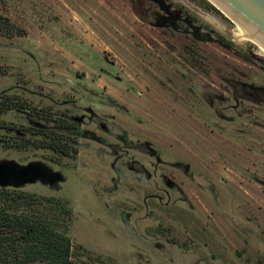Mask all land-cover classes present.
<instances>
[{
	"label": "rangeland",
	"instance_id": "374dc122",
	"mask_svg": "<svg viewBox=\"0 0 264 264\" xmlns=\"http://www.w3.org/2000/svg\"><path fill=\"white\" fill-rule=\"evenodd\" d=\"M172 1L211 39L150 0H0V189L68 202L74 264H264V53Z\"/></svg>",
	"mask_w": 264,
	"mask_h": 264
},
{
	"label": "trees",
	"instance_id": "16d2710c",
	"mask_svg": "<svg viewBox=\"0 0 264 264\" xmlns=\"http://www.w3.org/2000/svg\"><path fill=\"white\" fill-rule=\"evenodd\" d=\"M2 187L0 264H74L68 202Z\"/></svg>",
	"mask_w": 264,
	"mask_h": 264
},
{
	"label": "water",
	"instance_id": "95a60500",
	"mask_svg": "<svg viewBox=\"0 0 264 264\" xmlns=\"http://www.w3.org/2000/svg\"><path fill=\"white\" fill-rule=\"evenodd\" d=\"M209 1L218 9L221 7V9H224L234 17L248 30L251 37L259 39L264 43V0Z\"/></svg>",
	"mask_w": 264,
	"mask_h": 264
},
{
	"label": "flooded vegetation",
	"instance_id": "af4514ba",
	"mask_svg": "<svg viewBox=\"0 0 264 264\" xmlns=\"http://www.w3.org/2000/svg\"><path fill=\"white\" fill-rule=\"evenodd\" d=\"M154 5L158 7V11L154 12L155 20L157 25L169 26L172 30H184L187 28V33H192L195 38L203 39L206 37L207 39H211V37L208 35V33H202L201 31H204L205 28L199 26L198 24H195L193 19L186 13H184L183 10L174 7L172 0H150ZM171 2V3H170ZM236 23V22H235ZM181 24H183L185 27H182ZM197 31H199L200 35L197 34ZM196 32V33H195ZM197 34V35H195ZM239 35V32L236 33V37ZM250 41V40H249ZM252 42V41H251Z\"/></svg>",
	"mask_w": 264,
	"mask_h": 264
},
{
	"label": "bare ground",
	"instance_id": "6f19581e",
	"mask_svg": "<svg viewBox=\"0 0 264 264\" xmlns=\"http://www.w3.org/2000/svg\"><path fill=\"white\" fill-rule=\"evenodd\" d=\"M221 8V7H220ZM222 11H224L230 18H232L234 20V22H236L240 28L241 33L237 36V39L239 41H252L253 43H255L256 45H258V47L260 48L261 52L264 53V43L262 41H260L259 39L253 38L249 35L248 30L241 24L239 23L234 17H232L229 13H227L224 9H222ZM261 54V53H260Z\"/></svg>",
	"mask_w": 264,
	"mask_h": 264
}]
</instances>
